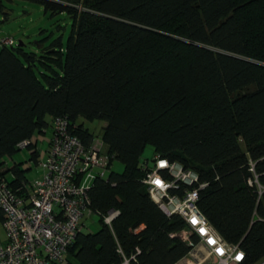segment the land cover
I'll return each instance as SVG.
<instances>
[{"label":"trees","instance_id":"trees-1","mask_svg":"<svg viewBox=\"0 0 264 264\" xmlns=\"http://www.w3.org/2000/svg\"><path fill=\"white\" fill-rule=\"evenodd\" d=\"M27 1L65 14L70 30L64 44L0 47V176L13 190L28 182L17 165L2 171L3 159L26 141L35 164L30 138L56 117L85 148L93 137L79 120L104 122L106 170L112 160L123 167L92 181L98 229L76 235L66 264H118L117 248L126 257L137 248L136 264L185 255L172 237L182 221L165 217L141 182L147 146L152 163H177L205 184L196 206L241 249V264L264 261V192L253 183L264 187V0Z\"/></svg>","mask_w":264,"mask_h":264},{"label":"built area","instance_id":"built-area-1","mask_svg":"<svg viewBox=\"0 0 264 264\" xmlns=\"http://www.w3.org/2000/svg\"><path fill=\"white\" fill-rule=\"evenodd\" d=\"M14 44L11 38L0 36V47ZM27 145L28 142L22 141L17 148L24 149ZM105 161L97 146L85 148L71 134L65 117L53 118L45 158L38 163L41 176L14 190L0 176V213L5 237V243L0 245V264H60L66 249L82 230L83 214H94L89 209L87 191L94 179L104 178ZM252 166L249 165L251 173ZM95 170L98 172L93 173ZM142 171L141 182L150 201L165 217L175 216L183 223V228L172 235L187 248L176 264L242 263L241 249L223 241L199 212L198 191L205 184L198 183L193 171L159 157L153 158L151 169L142 167ZM253 183L260 196L264 187L255 180ZM117 215V211L110 210L102 221L110 227ZM116 251L120 256L118 264H136L140 253L135 248L126 257L119 248Z\"/></svg>","mask_w":264,"mask_h":264},{"label":"rangeland","instance_id":"rangeland-1","mask_svg":"<svg viewBox=\"0 0 264 264\" xmlns=\"http://www.w3.org/2000/svg\"><path fill=\"white\" fill-rule=\"evenodd\" d=\"M70 18L65 14H54L51 15L43 11L42 6L37 3L30 2L27 0H0V36L9 37L15 43L21 42L24 45L26 51L33 49V44L36 42H41L46 45L50 41L59 39V41L64 44L70 30ZM48 126L44 130L43 134L34 136L36 140V150L39 155L42 154L43 150L51 136V128L49 126V120H47ZM82 123L83 128H85L93 137L94 141L100 139L101 129L104 127L105 123L102 121H84L79 120ZM103 151V149H101ZM104 152V151H103ZM103 156V153H101ZM153 152L150 146L145 147L143 150L140 163L147 161L146 165L148 169L153 166L152 163ZM28 152L27 150L20 149L9 159L4 160V167L10 165L11 162L17 164L22 170H24L25 178L29 182L33 181L35 178L41 176L39 171L35 166L27 161ZM27 169V170H26ZM122 165L115 160H112L108 166V170L105 169L104 177L108 176L110 172L119 174L122 172ZM95 170L93 173H97ZM82 224L83 233H93L98 229V217L95 214L86 216L83 214L80 219ZM3 237V231L0 224V240Z\"/></svg>","mask_w":264,"mask_h":264},{"label":"crops","instance_id":"crops-1","mask_svg":"<svg viewBox=\"0 0 264 264\" xmlns=\"http://www.w3.org/2000/svg\"><path fill=\"white\" fill-rule=\"evenodd\" d=\"M49 126H50V121H49ZM44 133V130H42V132L40 133V134H43ZM40 134H34L31 138H30V143L32 144V145H34V148H32L35 152H36V163L35 164H32L33 166H35L36 168H37V170L39 171V175H40V172H41V170L38 168V163L40 162V161H42V160H44V158H45V154H46V150H47V145H48V143H47V145H46V148L43 150V152H42V154L41 155H39V152L36 150V140L34 139V136H38V135H40ZM49 142V141H48ZM92 145H95V146H97L98 147V149H99V154L101 155V153H103V156H102V158L104 159L105 158V163L106 162H108L107 161V155H106V147L101 143V141H100V139L99 140H97V141H94V139H92V141H91V143H90V145H89V147L90 146H92ZM101 149H103V151L101 150ZM29 153V152H28ZM5 159H9V158H4L3 159V164H4V160ZM27 160H28V158H27ZM13 165H17V164H15V163H12L11 162V164L8 166V165H6L5 167H4V165H2V167H1V170L2 171H6V170H8V169H10L11 168V166H13ZM18 166V165H17ZM19 169L20 170H22L20 167H19ZM27 170V169H26ZM7 180H10L11 178H12V174L10 173V172H7L6 174H5V176H4ZM24 177H25V175H24ZM37 178H39V177H37ZM37 178H35V179H37ZM26 180H27V178H25ZM28 181V180H27ZM29 182V181H28ZM0 224H1V228H2V223L0 222ZM82 228H83V226H82ZM139 230V229H138ZM137 230V231H138ZM2 231H3V228H2ZM81 232H82V230H81ZM5 243V237H4V231H3V237H2V239L0 240V245H3ZM184 257V256H183ZM182 257V258H183ZM65 260H67L66 259V257L64 258V260L60 263V264H66V261ZM178 262V261H177ZM176 262V263H177ZM175 263V264H176Z\"/></svg>","mask_w":264,"mask_h":264}]
</instances>
